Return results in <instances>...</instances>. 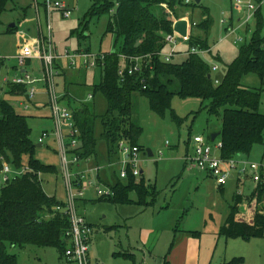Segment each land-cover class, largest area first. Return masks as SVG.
Returning <instances> with one entry per match:
<instances>
[{
    "label": "rangeland",
    "instance_id": "obj_1",
    "mask_svg": "<svg viewBox=\"0 0 264 264\" xmlns=\"http://www.w3.org/2000/svg\"><path fill=\"white\" fill-rule=\"evenodd\" d=\"M45 1L9 0L6 9L0 15V64H2L0 66V98L11 103L16 112L27 116L29 136L35 145L34 157L43 164L55 166L59 171L60 159L57 154V144L53 138L54 125L48 118L49 93L46 85L42 84L37 88L34 96L30 98V103H26L25 96L12 95L7 88V84L16 76L17 70L14 69L19 68L20 65L16 55L21 44L25 40L31 44L30 41L38 40L39 35L46 37L48 34ZM55 1L63 2L71 8L72 14L69 18L64 17L54 7ZM184 1L181 0L182 3L176 1L175 12L173 10L169 14L176 19L193 20L196 23L209 16L211 24L207 39L213 48V54L219 59L208 57V61L218 66V70L213 72L212 76L221 80L227 63L237 56L241 45L250 41L256 20L252 19L247 24L239 21L238 16L243 11V6L236 0H201L200 6L185 5ZM91 2L92 0H51V41L56 54L62 55L66 51L71 53L77 48H88L95 54L108 53L112 50V46L115 51H118L119 43L113 45V36L105 34L109 14L90 18L87 23V34L81 33L79 37L80 23ZM169 2L170 0H164V3L152 6V12L158 17L163 16L164 11L168 10ZM202 6L208 9V16L202 15ZM260 12L264 18V6L260 7ZM231 27L235 29L234 32L230 31ZM9 28L13 30L8 31ZM73 29H76L78 33L71 34ZM194 31L201 33L199 29ZM260 36L264 37V20H262ZM238 37L242 38L239 42L235 40ZM176 38L180 43L178 48L184 50L186 45L181 37L176 36ZM169 50L170 47L167 45L164 52ZM174 59L180 61L181 57L176 56ZM59 61L67 75L54 78L55 95L59 96L63 93V88L67 85L75 99L86 100L87 94L93 93V84H97L100 80V68L76 71L63 60L59 59ZM31 63L32 66L28 70L32 69V74L35 75L41 74L43 65L41 59L32 58ZM6 77L8 80L4 82ZM242 84L255 88L260 85V80L256 74L249 73L243 77ZM131 101V118L142 127L138 140L142 150L138 154L136 167L142 170L141 177L154 183L157 189L146 194L144 201H152L157 193L158 195L153 205L148 207L138 203L135 191L129 193L131 203L115 204L108 200L95 201V198L80 201V213L85 215L86 220L93 225L92 242L89 247L90 259L102 264H162L160 257L162 258L170 247L171 250L174 249L176 243L173 230L178 228L180 231H186L185 234L199 233L205 254L208 259H212L211 264H223L224 260L234 257H241V264H264V237L219 236V229L228 215L233 194L240 190L244 198L242 206L240 205V212H245L251 184H237L235 180L230 179L221 192L210 178L203 177L201 170L197 168L187 170L184 167L183 157L188 138L195 134L207 137L210 133L219 131L220 118L209 117L206 109H203L193 119V113L197 112L201 106L200 99L196 97H172L171 109L174 110L179 121L172 119L170 110L165 112L164 117L155 114L149 107L148 99L139 92L132 93ZM86 103L91 106L96 115L93 127L96 140L95 155L89 158L88 164H94L100 168L101 183L98 186L105 190L113 186L117 180L124 184L127 178L119 177L120 170L123 168L122 154L117 147L108 154L106 142L101 139L103 126L100 116L106 111V100L98 90L94 92V99ZM25 105L29 108L25 109ZM259 112L264 113V92L261 95ZM43 131L49 132L50 136L40 146L37 140ZM146 149L151 155H148ZM246 156L249 161L264 166V144L254 145ZM23 164L24 169L27 167V155L23 157ZM40 179L48 195L56 196L61 200L65 199L66 194L60 173L41 174ZM166 204L168 205L162 208ZM184 242L189 256L197 253L199 242L192 240H184ZM122 249H132L136 254L135 258L123 255ZM10 251L17 253V264H59V252L55 247L27 245L22 249L16 248Z\"/></svg>",
    "mask_w": 264,
    "mask_h": 264
},
{
    "label": "trees",
    "instance_id": "obj_2",
    "mask_svg": "<svg viewBox=\"0 0 264 264\" xmlns=\"http://www.w3.org/2000/svg\"><path fill=\"white\" fill-rule=\"evenodd\" d=\"M8 1L0 0V15ZM176 1L182 3L181 0H170L169 11L175 12ZM162 3L164 0H93L80 23L85 28L93 16L109 14L105 34L113 36L115 45L119 43L118 51L107 53L98 63L100 80L93 86V93L99 90L107 104L105 113L100 116L103 126L101 139L106 142L107 152H112L120 142L141 149L138 140L142 127L131 118V96L133 92H139L148 99L149 107L155 114L164 117L165 112L170 110L174 121H179V118L171 109L173 96L200 99V109L193 113V119L203 109H206L209 117L220 118L218 137L222 143L221 155H249L254 145L264 144V113L259 112L264 92V37L260 36L264 18L260 9L256 11V25L250 41L239 47L237 56L227 63L223 78L215 84L210 66L201 54L186 53L180 61H176L174 56L169 62L158 55L167 47L165 36L172 33L174 22L167 11L161 17L152 12V6ZM190 4L200 6V2L195 1L187 5ZM111 10L113 12L110 14ZM201 13L204 17L208 16V9L202 6ZM210 24L208 16L190 27L188 41L184 43L186 51L191 47H211L207 39ZM195 29L201 30V33ZM75 32L77 30L73 29L70 33ZM119 55L126 58L125 69L131 63V58L143 57L142 70L131 75L125 72L120 77ZM207 55L219 59L211 51ZM249 73L258 76V87L249 88L242 84L243 77ZM7 88L12 95L26 96V87L22 84L9 82ZM73 117L80 133L77 153L82 160H86L95 155L93 127L96 115L87 104L82 103L79 109L74 108ZM29 134L27 116L16 112L11 103L0 98V171L3 163L20 170L24 166L23 157L27 155L25 171L2 182L0 186V264H17L18 255L10 249H22L27 245L55 247L60 258L65 245L63 235L69 221L55 210L62 200L48 195L40 179L41 174L56 175L59 171L55 166L43 164L34 157L35 145ZM191 137L186 145L191 142ZM124 178H127L126 183L117 180L110 187L112 195L99 196L95 201L131 203L129 193L135 191L138 203L144 206L153 204L155 197L148 202L144 201V197L156 190L155 185L146 183L143 177L133 176L130 165H127V176ZM242 201V195L235 192L228 215L219 229V236L264 237V170L250 193L245 212L239 209ZM241 262V257H234L223 264Z\"/></svg>",
    "mask_w": 264,
    "mask_h": 264
},
{
    "label": "built area",
    "instance_id": "obj_3",
    "mask_svg": "<svg viewBox=\"0 0 264 264\" xmlns=\"http://www.w3.org/2000/svg\"><path fill=\"white\" fill-rule=\"evenodd\" d=\"M194 0H185L186 4L193 2ZM243 6L240 20L242 23L249 22L255 15L258 7L264 3V0H236ZM51 1L46 0L45 6L49 13ZM54 7L59 9L64 17H69L71 9L67 7L63 2H54ZM113 10L110 11V13ZM222 15H224L222 13ZM195 23H191L194 25ZM48 37L50 31L49 18L47 22ZM176 36H180L172 30V33L165 36V41L169 45L170 50L167 52L160 51L158 55L166 62H169L176 54L178 43ZM183 43L188 41V34L186 36H180ZM49 41V39H47ZM236 41H241L242 38L238 37ZM211 51V47L207 49H200L197 47H191L186 53H198L205 57L208 52ZM104 55L100 53H90L86 51H74L65 52L62 55L56 54L48 45V50L44 47V39H38L33 45L29 43L23 44L20 52L16 55L17 61L20 65H23L27 59L38 58L43 63V75L41 77H33L27 72H23L21 75L11 79L14 84H22L26 87V98L29 100L32 98L38 88V84L46 85L49 93V110L50 116L53 121V135L57 143V153L60 159V174L64 186V192L66 194L65 199L55 207L56 211H59L65 215L69 221V227L65 230L63 239L65 241L62 254L59 258V264H102L96 260H91L88 255L89 244L93 232V227L86 221L85 217L78 211V201L82 199H89L87 196L89 193H93V198L99 196L112 195L110 187L105 190L99 188L95 179L77 169L83 161L77 153V140L79 137V129L75 123L73 113L74 108L67 103H62L59 96L54 92V78L57 74L56 59H67L71 65L76 66L79 63L84 66H97L102 62ZM143 57H134L130 59L128 68H119L118 74L120 77L127 74L139 73L142 70ZM211 72H215L218 67L216 64L211 65ZM217 83V80H214ZM28 108L27 105L24 106ZM50 136V133L43 131L38 138L39 143ZM121 153L123 155L122 164L123 168L120 171V177L127 176V165H130L132 175L137 177L139 170L136 167V160L138 157L139 149L137 146L129 147L122 142L119 143ZM191 153L187 154L186 161L190 166L203 170L210 174L218 185H224L229 176L236 174L239 178H249L253 183H257L260 180L261 171L264 170V166L260 163H254L246 158H240L237 156L224 157L221 155L222 143L220 141L212 143L208 137L202 134H195L191 137L190 142ZM25 170H16L8 163H3L0 171L1 182L5 183L17 175H21ZM94 171H98V167L94 168ZM237 193H241L237 190ZM92 198V199H93Z\"/></svg>",
    "mask_w": 264,
    "mask_h": 264
},
{
    "label": "crops",
    "instance_id": "obj_4",
    "mask_svg": "<svg viewBox=\"0 0 264 264\" xmlns=\"http://www.w3.org/2000/svg\"><path fill=\"white\" fill-rule=\"evenodd\" d=\"M51 1V0H50ZM201 1V0H200ZM92 2H93V0H92ZM92 2H91V4H92ZM45 3H46V1H45ZM185 3V2H184ZM65 4V3H64ZM36 5V4H35ZM44 5V4H43ZM66 5V4H65ZM67 6V5H66ZM91 6V5H90ZM261 6H264V3H262L259 7H258V9H260V7ZM68 7V6H67ZM44 8H45V11H46V30H47V32H48V29H47V22H48V18H49V24H50V13H51V10L52 9H50V11H49V13L47 12V9H46V6L44 5ZM70 8V7H69ZM37 9V8H36ZM57 9V8H56ZM71 9V8H70ZM257 9V10H258ZM57 10H59V9H57ZM237 10V9H236ZM256 10V11H257ZM60 11V10H59ZM238 12H240L239 10H237ZM61 12V11H60ZM167 12H169V13H171V11H169V10H167ZM112 13V12H111ZM110 13V14H111ZM61 14H62V12H61ZM71 14H72V10H71ZM71 14H70V16H71ZM224 14V13H223ZM63 15V14H62ZM69 16V17H70ZM171 16H172V14H171ZM255 16H256V12H255V15H254V17L252 18V19H256L255 18ZM69 17H66V18H69ZM239 18H238V20L239 21H241L240 20V17H241V14H239V16H238ZM173 19H176L174 16H173ZM178 19H180V18H178ZM251 19V20H252ZM83 20H84V18H83ZM83 22V21H82ZM242 22V21H241ZM188 23H189V27H188V35H189V31H190V27L192 26L191 25V23H196V22H194L193 20H188ZM247 23H249V22H247ZM247 23H243V24H247ZM15 27V26H14ZM86 30H87V25H86V27L84 28V26H79V33H78V35H79V37H81V33H84V32H86ZM231 32H234L235 31V29L234 28H232L231 27V30H230ZM230 32V33H231ZM85 34H87V32L85 33ZM84 34V35H85ZM40 38H43L44 39V47H45V49L46 50H48V45L50 44V46H51V48L53 49V51L56 53V51H55V49L53 48V45H52V41H51V25H50V31H49V37H48V34H47V36L46 37H44V36H41V35H39V38L38 39H40ZM47 39H49V41L47 40ZM26 41V40H25ZM23 42L22 44H21V46H20V50H21V47L23 46V44H25V43H27V42ZM37 40H33V41H30V45H33L35 42H36ZM239 42V41H238ZM246 43V42H245ZM113 45H114V43H113ZM186 45V44H185ZM112 46V45H111ZM20 50H19V52H20ZM187 49H184V50H181V49H179V48H177V54L175 55V57L177 56V57H184L185 56V54H184V52L186 51ZM74 51H86V52H90V50L88 49V48H86V49H83V48H77V49H75ZM74 51H72V52H74ZM112 51H114V49H113V46H112V50L110 51V52H112ZM18 52V53H19ZM211 52H213V48L211 47ZM90 53H92V52H90ZM100 54H103L104 56H106V54L107 53H103V52H99ZM109 53V52H108ZM120 56V68H122V67H125L126 66V63H127V61H126V58L123 56V55H119ZM206 57H204L205 59H206V61L208 62V64H209V66H210V68H211V65H213V64H210L209 63V61H208V57H211V56H209V55H205ZM59 59H61V60H63L69 67H71V68H73L74 70H76V71H80V69H87V70H89V69H91V68H94V67H99L100 65H97V66H93V67H90V66H84V65H81L80 63H79V60H78V64L76 65V66H73V65H71L70 64V62L67 60V59H64V58H57L56 59V62H55V64H56V70H57V74L55 75V77L57 76V77H59V76H62V75H64V76H66L67 75V73H65L64 71H63V68H62V63L59 61ZM31 60L32 59H27L26 60V64H23V65H19V68H15L14 70H17V72L15 73V75L16 76H19V75H21L23 72H27V73H29L31 76L33 75V77H41L42 75H43V65L41 66V74H39V75H35V74H32V72H33V70L31 69V71H29L28 70V68L29 67H31L32 66V63H31ZM43 64V63H42ZM0 66H2V64H0ZM218 67V66H217ZM100 68V67H99ZM218 70V69H217ZM216 70V71H217ZM210 72H211V69H210ZM212 73L213 72H211L210 74H211V76H212ZM14 75V76H15ZM15 76V77H16ZM213 77V76H212ZM7 80H8V78L6 77L5 79H4V82H7ZM213 80H217V83H215V84H218L219 82H220V79H217V78H214L213 77ZM98 84V83H97ZM40 85H42V84H38V87L40 86ZM66 85V84H65ZM80 85V84H79ZM94 85H96V84H93V86ZM92 90H93V88H92ZM63 93H61L60 95H59V98H60V100H61V102L62 103H67V104H69L71 107H73V108H80V106H81V104L83 103V104H87L86 102L87 101H90V100H93L94 99V93H88L87 94V96H86V100H78V99H75L72 95V93H70L69 92V86H64V88H63ZM26 97V96H25ZM24 97V98H25ZM25 100H26V103L27 102H29L30 103V99L28 100L27 98H25ZM20 105H22V104H20ZM88 105V104H87ZM89 106V105H88ZM90 107V109L92 110V108H91V106H89ZM28 108H29V106H28ZM27 108V109H28ZM49 108V107H48ZM48 118L51 120V122H52V119H51V116H50V110H49V115H48ZM75 120V119H74ZM76 123V122H75ZM216 132H219V131H216ZM214 133V132H213ZM211 134V133H210ZM210 134L209 135H207L208 137H209V140L212 142V143H214V142H217V141H220L219 140V135L214 139V140H211V137H210ZM54 138V137H53ZM38 141V140H37ZM54 141H55V139H54ZM44 142V141H43ZM56 142V141H55ZM221 142V141H220ZM43 144V143H42ZM41 143H38V145H42ZM57 144V143H56ZM77 144H78V140H77ZM140 145V144H139ZM77 149H78V145H77V147H76ZM118 150H119V152L121 153V150H120V147H119V144H118ZM140 149V148H139ZM142 150V147H141V149L139 150V152ZM146 151H147V153H148V155H151V153H150V151L148 150V149H146ZM139 152H138V154H139ZM108 153V152H107ZM111 152H109L108 154H110ZM189 153H191V148H190V143L189 144H187L186 145V152H185V155H184V157H183V160H184V167L188 170L189 168H195V167H192V166H190V164L186 161V156H187V154H189ZM58 154V153H57ZM122 154V153H121ZM235 156H237V157H240V158H246L247 156L246 155H243V154H237V155H235ZM121 157H122V159H123V155H121ZM90 158V157H89ZM89 158L88 159H86V160H83L82 162H81V164H80V166L77 168V169H79V170H81V171H83L84 173H86L87 175H89L90 177H92V178H94L95 179V181H96V183H101V180H100V176H99V172H100V168L97 166V165H92V164H88V160H89ZM247 159V158H246ZM84 166H85V168H84ZM95 167H98V171L96 172V171H94V168ZM22 170H24L25 169V167H24V169L23 168H21ZM20 169V170H21ZM200 170V169H199ZM121 171V170H120ZM140 172H139V175L136 177V178H139V177H141V174H142V170H139ZM59 173H60V171H59ZM120 174V173H119ZM201 174H203V177L206 179V178H210L213 182H214V184H215V186L217 187V189L218 190H220L221 192H223V190H224V185L230 180V179H232V180H235L236 181V183L237 184H240V183H244V184H251V189H250V193H251V191H252V189L255 187V185H256V183H253L249 178H247V177H241V178H239L236 174H233L232 173V175H230L229 176V178H228V180L226 181V183L224 184V185H218L217 183H216V181H215V179L210 175V174H208L207 172H205V171H203V170H201ZM119 177H120V175H119ZM146 181V183H148V184H152L151 183V181H147V180H145ZM153 185H155L154 183H153ZM238 186V185H237ZM156 189V188H155ZM156 191H157V189H156ZM92 193V192H91ZM240 194H242V193H240ZM158 195V193L156 194V196ZM234 195V194H233ZM87 196H89L90 198H93V193H92V195L89 193ZM156 196H155V200H156ZM249 196H250V194H249ZM248 196V197H249ZM243 198V197H242ZM244 199V198H243ZM59 200H61V199H59ZM88 200V199H87ZM86 200V201H87ZM154 200V201H155ZM154 201H153V203H154ZM80 202V201H79ZM79 202H78V211H79ZM153 204H151V205H147V207L148 206H152ZM166 205H168V204H166ZM242 206V205H241ZM240 206V207H241ZM163 207H166V206H162V208ZM240 209V208H239ZM79 213H80V211H79ZM81 214V213H80ZM81 215H83V214H81ZM84 217H85V215H83ZM85 219H86V217H85ZM87 221V220H86ZM88 222V221H87ZM89 223V222H88ZM92 227H93V225L91 224V223H89ZM180 230H178V228H177V230L176 231H174L173 230V236L175 237V245H174V249L173 250H168V252L166 253V254H164L163 256H162V258L160 257V259H162V264H211L212 263V259L210 260V259H208V256L205 254V249H204V247L202 246V242H201V237L199 236V233L198 234H195V233H192V234H185L184 232H186V231H180ZM195 232V231H194ZM199 236V237H198ZM198 239V240H197ZM182 240V241H181ZM184 240H186V241H190V240H192V241H194V242H199V247H198V250H197V253H195V254H191L190 256H189V253H188V251L185 249V247H184V244H185V242H184ZM91 242H92V238H91V241H90V244H91ZM90 244H89V247H90ZM130 248V247H129ZM90 249V248H89ZM89 249H88V255H89ZM122 254L124 255H128L129 257H134L135 258V256H136V254L132 251V249H127V250H125V249H122ZM159 257V256H158ZM145 261V260H144ZM226 260H224L223 262H225Z\"/></svg>",
    "mask_w": 264,
    "mask_h": 264
},
{
    "label": "water",
    "instance_id": "obj_5",
    "mask_svg": "<svg viewBox=\"0 0 264 264\" xmlns=\"http://www.w3.org/2000/svg\"><path fill=\"white\" fill-rule=\"evenodd\" d=\"M199 3L200 0H194ZM189 23L186 19H175L172 25V30L179 34L180 36H186L188 34ZM219 135V132H214L210 134L211 140H214Z\"/></svg>",
    "mask_w": 264,
    "mask_h": 264
}]
</instances>
